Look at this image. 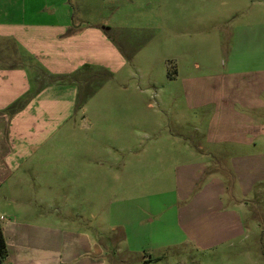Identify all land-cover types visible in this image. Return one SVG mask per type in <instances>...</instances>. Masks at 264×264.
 I'll return each mask as SVG.
<instances>
[{"label": "rangeland", "instance_id": "obj_1", "mask_svg": "<svg viewBox=\"0 0 264 264\" xmlns=\"http://www.w3.org/2000/svg\"><path fill=\"white\" fill-rule=\"evenodd\" d=\"M183 1L184 9L174 11L183 12V18L174 22L181 29L165 44L170 47L164 41L148 45L130 61L137 49L133 50L121 73L104 76L102 85L88 82L84 89L92 91L97 86L98 91L86 101L78 93L69 116L43 143L26 145L29 158H15L10 171L9 164L2 166L0 225L11 264H264V180L250 194L233 196L225 175L230 163L212 157L205 181L220 173L225 192L216 203L222 219H211L215 212L197 208L207 197L206 183L182 174L187 167L180 160L188 155L174 152L168 159L154 155L167 150L155 140L179 131L174 115L156 113L150 87L138 94L136 102L131 95L134 67H139L148 87L150 78H163L164 68L174 69L172 61L166 60L168 53L196 58L198 74L220 69L214 54L217 46L230 45L233 24L242 14L236 10L251 5L252 13L262 12L264 0ZM164 2L91 0L89 7L79 5L77 18L121 26L108 30L113 40L122 46L123 40L143 46L168 20ZM124 82L127 94L122 100L119 90ZM181 85L182 80L176 88ZM196 113L190 110L184 132L191 148L201 140L192 131ZM74 158L82 161L84 170L77 179L56 169L57 165L73 166ZM134 158L141 164L139 177L130 168ZM206 213V219L202 218ZM86 233L88 237L81 240ZM45 237L52 238L45 242ZM8 258L0 264H9Z\"/></svg>", "mask_w": 264, "mask_h": 264}, {"label": "crops", "instance_id": "obj_2", "mask_svg": "<svg viewBox=\"0 0 264 264\" xmlns=\"http://www.w3.org/2000/svg\"><path fill=\"white\" fill-rule=\"evenodd\" d=\"M89 2L91 0H0V171L5 164H9L5 166L10 171L15 158H29L25 155L28 154L26 145L43 143L60 120L69 116L79 94L93 95L98 91V87L92 91L84 89L88 82L99 83L106 75L121 73L142 49L159 42L162 45L163 41L165 45L181 29V25L175 28L174 22L182 20L183 12L174 11L184 9V1L165 0L164 12L168 14L165 26L161 28L162 23L143 46L135 47L133 40H123L125 45L122 46L109 38L103 28L119 30L121 26L77 18L79 5L89 7ZM248 8L236 10L242 14L233 24L230 45L217 46L218 52L214 55L221 64L220 69L207 74L201 69L202 73L198 74L200 62L196 58L191 60L168 53L166 60L172 61L174 69L164 68L163 78L159 81L150 78L147 87L139 67H134L133 100L136 102L138 94L150 87L155 94L156 113L174 115L179 125V131L155 140L167 150L154 155L159 159L172 157L174 152L188 155L180 160L182 167H187L182 174L200 178L207 187V197L197 208L215 212L210 218L218 217L217 220L222 219L221 208L216 203L225 192L221 183L224 176L213 173L205 181L204 173L212 157L219 163H230L225 175L233 196L250 194L264 180V10L254 14L252 6ZM133 50L136 53L128 61L127 55ZM181 80V89H177L176 83ZM24 94L34 96L22 111L11 118L3 113ZM125 94L124 82L119 90L122 100ZM190 110L197 112L192 131L197 132L201 140L194 145L196 148H191L184 134L190 123ZM74 159L73 166L57 165L56 169L64 176L73 173V178L77 179L84 170L79 163L82 161ZM132 163L134 177L141 176V164L136 158ZM91 172H86L87 178ZM207 213L202 214V218L206 219ZM180 219V214L176 215L177 223ZM87 237L86 233L80 238ZM45 238V242H50L52 237ZM92 249L91 245L89 254Z\"/></svg>", "mask_w": 264, "mask_h": 264}, {"label": "trees", "instance_id": "obj_3", "mask_svg": "<svg viewBox=\"0 0 264 264\" xmlns=\"http://www.w3.org/2000/svg\"><path fill=\"white\" fill-rule=\"evenodd\" d=\"M103 28L105 34H107V36L113 40V38L108 33V30H111L110 27L103 26ZM103 79L104 78H102L101 82H99L98 85H101L103 83ZM91 95L92 94L89 93L84 94L83 95L84 101H86ZM33 96L34 94L22 95L14 102H12L9 106H7L3 110V113L7 114L9 117H13L27 106V104L32 100ZM77 98H79V96H77ZM8 254L9 252H8L7 242L6 239L4 238L2 226L0 225V262L1 263H3L8 258Z\"/></svg>", "mask_w": 264, "mask_h": 264}]
</instances>
